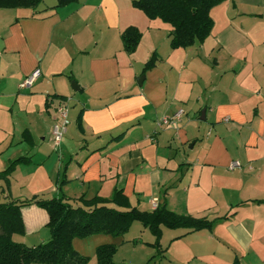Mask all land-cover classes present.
Wrapping results in <instances>:
<instances>
[{"label": "crops", "instance_id": "0c3cea01", "mask_svg": "<svg viewBox=\"0 0 264 264\" xmlns=\"http://www.w3.org/2000/svg\"><path fill=\"white\" fill-rule=\"evenodd\" d=\"M132 1L0 8V172L31 158L9 177V190L0 179V203L64 196L82 207V198L111 201L122 189L133 208L152 212L167 190V208L176 214L212 220L234 213L211 231L162 227L169 264H264V203L254 202L264 200V0H226L210 13L206 41L176 50L172 27L148 19ZM131 26L142 33L133 55L121 39ZM154 54L155 67L143 75ZM35 69L40 77L21 89ZM55 96L68 100L58 145ZM180 110L179 122L160 125ZM233 162L241 166L232 169ZM21 211L26 233L13 240L46 243L48 213ZM104 236L90 239L102 246ZM144 242L128 245L136 250Z\"/></svg>", "mask_w": 264, "mask_h": 264}, {"label": "trees", "instance_id": "16d2710c", "mask_svg": "<svg viewBox=\"0 0 264 264\" xmlns=\"http://www.w3.org/2000/svg\"><path fill=\"white\" fill-rule=\"evenodd\" d=\"M45 0H0V8L30 9L36 11ZM55 8L64 7L78 0H56ZM226 0H134L132 6L140 10L150 20L159 19L172 27L170 34L172 49L188 48L203 44L211 35L214 21L211 11ZM124 50L133 55L142 39V33L136 27L126 28L122 34ZM158 61L154 54L145 64L142 74L153 69ZM66 101L67 98L55 96ZM54 99V97H53ZM82 113L78 116V128L82 130ZM24 140L33 146L28 132L23 134ZM31 158L21 157L12 161L6 170L0 172V179L5 181L6 189L10 188L9 177L19 165H30ZM63 179L58 182L59 190L65 184ZM4 190H2V193ZM167 190H163L160 203L152 212H143L133 208L122 189H116L111 201L102 198L92 200L81 199L82 207H73L67 199L12 200L0 203V264H88L89 257L75 250V239H87L96 235H106L114 238L127 234L134 222H139L154 236L155 241L149 244L156 249L157 255L165 251L161 247L162 227L170 230L184 229L189 233L201 230L211 231L214 226L231 218L234 213L221 218H195L190 215H179L167 208ZM262 204L264 200H256ZM111 203L114 207H108ZM36 206L45 210L49 216L46 227L50 231V239L37 246H27L13 240V235H24L26 228L22 218V208ZM117 246L106 244L97 248V264L115 263L114 256ZM155 256L151 257L149 264ZM123 264V263H120Z\"/></svg>", "mask_w": 264, "mask_h": 264}, {"label": "rangeland", "instance_id": "374dc122", "mask_svg": "<svg viewBox=\"0 0 264 264\" xmlns=\"http://www.w3.org/2000/svg\"><path fill=\"white\" fill-rule=\"evenodd\" d=\"M46 199V198H45ZM104 236V235H102ZM105 242H102L101 245H105V244H110L113 241V244H115L118 248L119 245L122 244V241H124V244L122 246H124L123 248L120 249L118 255L116 256V260L115 263H125V264H146L148 262V260L155 256V264L158 261H164L166 262V264L169 262H167V259L165 257H163V253L162 255H157V251L156 249H154L153 247H151L149 244L154 243L155 238L154 236L150 233V231L143 227L141 223L139 222H134L130 231L125 234L122 237H118V238H114V237H105ZM137 239H141L142 242H144L143 244H141L142 248L140 247L139 249L133 250L132 247H130L128 244H130L131 242H133L134 240ZM94 239H81L78 241H76V249H80L81 253H83V255L89 257V263L91 264L90 261L92 262V264H96L97 263V258H96V248L99 246L100 247V242L98 241H93ZM129 241H131L130 243H128ZM147 242H151V243H147ZM147 243V244H146ZM97 245V246H96ZM151 247L153 248L151 251H148L147 249ZM158 259V260H157ZM154 260V259H153ZM152 262V261H151ZM149 264H152V263Z\"/></svg>", "mask_w": 264, "mask_h": 264}, {"label": "built area", "instance_id": "2783aa9c", "mask_svg": "<svg viewBox=\"0 0 264 264\" xmlns=\"http://www.w3.org/2000/svg\"><path fill=\"white\" fill-rule=\"evenodd\" d=\"M41 75V71L39 69H35L27 78H25V80L20 84V88L21 89H25L28 88L30 86L33 85V83L35 82L36 79H38ZM57 114H58V120L57 123L54 125L53 128V141L55 142V144H59L60 141L63 138V135L65 134L68 124H69V120H68V100L60 102L58 107H57ZM184 111L180 110L178 111L175 115H173L172 117L169 118H164L161 122L160 125H168L170 123L173 122H179L182 118V116L184 115ZM226 122L228 120H225ZM240 163L239 162H233L231 164V168H237L240 167Z\"/></svg>", "mask_w": 264, "mask_h": 264}, {"label": "water", "instance_id": "95a60500", "mask_svg": "<svg viewBox=\"0 0 264 264\" xmlns=\"http://www.w3.org/2000/svg\"><path fill=\"white\" fill-rule=\"evenodd\" d=\"M142 81H143V78H139V79H138V83H139V84H142ZM72 88H73L74 90H78V88L76 87V84H75V83L72 84Z\"/></svg>", "mask_w": 264, "mask_h": 264}]
</instances>
